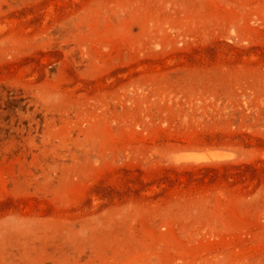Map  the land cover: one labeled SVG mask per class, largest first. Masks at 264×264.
I'll use <instances>...</instances> for the list:
<instances>
[{
	"label": "rangeland",
	"instance_id": "obj_1",
	"mask_svg": "<svg viewBox=\"0 0 264 264\" xmlns=\"http://www.w3.org/2000/svg\"><path fill=\"white\" fill-rule=\"evenodd\" d=\"M0 264H264V0H0Z\"/></svg>",
	"mask_w": 264,
	"mask_h": 264
}]
</instances>
